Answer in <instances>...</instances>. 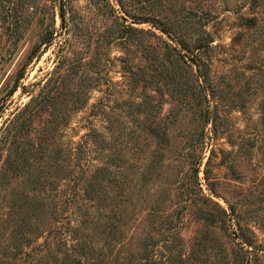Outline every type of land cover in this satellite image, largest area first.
I'll use <instances>...</instances> for the list:
<instances>
[{
	"label": "rangeland",
	"instance_id": "374dc122",
	"mask_svg": "<svg viewBox=\"0 0 264 264\" xmlns=\"http://www.w3.org/2000/svg\"><path fill=\"white\" fill-rule=\"evenodd\" d=\"M121 1L0 0V264H264V0Z\"/></svg>",
	"mask_w": 264,
	"mask_h": 264
},
{
	"label": "trees",
	"instance_id": "16d2710c",
	"mask_svg": "<svg viewBox=\"0 0 264 264\" xmlns=\"http://www.w3.org/2000/svg\"><path fill=\"white\" fill-rule=\"evenodd\" d=\"M118 4L120 5V8L121 9H124L125 8V4L122 3L121 0H118ZM112 12L114 11L113 8H111ZM141 15L145 14L144 13V7H142L141 9ZM64 15H65V11L64 9L61 7V16L62 18H64ZM140 15V16H141ZM137 23H141V21H138ZM129 29H133V27L131 26H128ZM134 30V29H133ZM197 66V72H196V77H197V80H199L200 78H202L201 82L197 85V87L195 88V91L198 93V96L201 98V99H205L206 100V95H212L211 93L213 92L214 90V87L211 85V78H210V75H209V71H208V68L205 67V65H199V63L196 65ZM203 81V82H202ZM203 83H206L205 85H203ZM193 89V88H192ZM208 93V94H207ZM79 251L83 252L80 249H78Z\"/></svg>",
	"mask_w": 264,
	"mask_h": 264
}]
</instances>
